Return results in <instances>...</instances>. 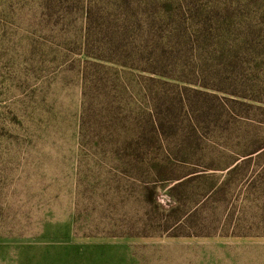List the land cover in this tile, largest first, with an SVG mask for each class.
I'll return each instance as SVG.
<instances>
[{
    "label": "rangeland",
    "instance_id": "374dc122",
    "mask_svg": "<svg viewBox=\"0 0 264 264\" xmlns=\"http://www.w3.org/2000/svg\"><path fill=\"white\" fill-rule=\"evenodd\" d=\"M120 1L138 22L148 1L153 20L163 16L154 36L169 66L155 95L173 101L174 127L158 153L174 177L204 174L177 194L182 214L217 235L172 237V185H150L156 206L145 184L117 169L101 106L81 132L82 87L60 62L58 38L40 52L34 0H0V264H264V238L223 236L234 232L230 221L240 233L264 232V195L246 201L235 191L242 170H226L264 143V112L248 116L235 104L251 86L264 98V0H131L130 9ZM140 89L128 91L133 110L143 106ZM213 180L224 187L219 205L207 196L196 210L193 193Z\"/></svg>",
    "mask_w": 264,
    "mask_h": 264
},
{
    "label": "trees",
    "instance_id": "16d2710c",
    "mask_svg": "<svg viewBox=\"0 0 264 264\" xmlns=\"http://www.w3.org/2000/svg\"><path fill=\"white\" fill-rule=\"evenodd\" d=\"M34 2L37 5L34 8L36 29L42 30L38 35L46 39L45 43L36 45L35 48L42 52L47 48V40L56 42L58 38L60 62L64 68L79 76L82 87L81 132L93 122L92 114L101 106L102 113L107 114L106 120L112 133L108 139L112 154L120 155L119 160L122 162L117 169L130 173L134 179L145 184V198L148 203L156 206L158 203L154 191L149 189L150 185L161 181L172 185L168 194V206L174 219L166 225V230L172 229L174 232L172 237L216 236L215 233H204L197 214H182L187 208V202L183 196L177 194L179 190L188 191L192 185L197 187L193 181L203 180L204 174L174 177L171 175V167L165 163L166 160H161L158 153L161 146L170 143L162 135L167 132V128L174 127V120L168 115L173 109V101L155 95L156 87L161 82L159 78L167 77L164 73H168L169 58L163 47L155 41L154 35L160 21H163V16L161 14L162 19L153 20V15L156 14L152 11L154 2H144L139 8H142L143 22H138L135 16L128 12H120L118 0H112L111 8L105 11L97 10L94 0ZM131 2L121 0L119 3L130 9ZM262 17L264 18V12ZM134 86L142 88L139 98L143 106L139 111L133 110L128 100V91ZM260 93V86H251L241 94L243 100L235 101V104L248 116H251L253 111L264 112V98ZM158 100L162 101L161 105ZM99 101L101 104H98ZM161 107H165L166 111H163V108L160 110ZM225 110L227 111L226 108ZM135 122L138 123L133 126ZM134 130L137 134L129 137V133ZM243 158L242 162L236 161L226 170L228 175L242 170L235 191L246 201H252L253 197L264 195V143L257 145ZM223 188L213 180L207 192L206 188L197 189L193 193L194 204L199 206L196 210H202L207 196L212 198L214 205H219L218 198ZM230 226L234 232L225 233L223 236L264 238V232L248 235L238 232L241 226L231 221L227 227ZM257 227H264V219L260 220Z\"/></svg>",
    "mask_w": 264,
    "mask_h": 264
}]
</instances>
